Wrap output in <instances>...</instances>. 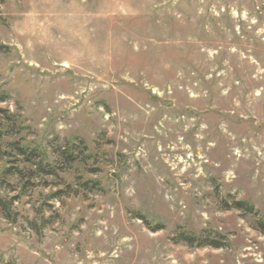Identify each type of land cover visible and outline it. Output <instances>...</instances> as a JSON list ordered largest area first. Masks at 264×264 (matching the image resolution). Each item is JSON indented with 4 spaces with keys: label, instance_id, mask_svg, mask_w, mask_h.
I'll return each mask as SVG.
<instances>
[{
    "label": "rangeland",
    "instance_id": "rangeland-1",
    "mask_svg": "<svg viewBox=\"0 0 264 264\" xmlns=\"http://www.w3.org/2000/svg\"><path fill=\"white\" fill-rule=\"evenodd\" d=\"M259 220L264 0H0V264H264Z\"/></svg>",
    "mask_w": 264,
    "mask_h": 264
},
{
    "label": "trees",
    "instance_id": "trees-1",
    "mask_svg": "<svg viewBox=\"0 0 264 264\" xmlns=\"http://www.w3.org/2000/svg\"><path fill=\"white\" fill-rule=\"evenodd\" d=\"M3 1V0H2ZM235 208L237 210H242L245 211L247 213H255V209L253 206H251L250 204L246 203V202H235ZM154 232H157L159 230H161V227H155V228H151ZM256 229L261 232L262 234H264V221L259 220L257 222V226ZM203 237L200 236H196L195 234H189L186 232H182L180 233L177 238L175 239V241L177 243H185L188 244L189 246H198V247H211L214 249H221L224 247L225 244H222L221 242H217L216 240H203Z\"/></svg>",
    "mask_w": 264,
    "mask_h": 264
}]
</instances>
